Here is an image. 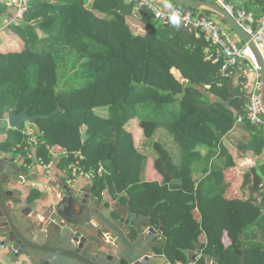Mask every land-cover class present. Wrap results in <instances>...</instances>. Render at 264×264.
I'll use <instances>...</instances> for the list:
<instances>
[{
	"label": "trees",
	"instance_id": "trees-1",
	"mask_svg": "<svg viewBox=\"0 0 264 264\" xmlns=\"http://www.w3.org/2000/svg\"><path fill=\"white\" fill-rule=\"evenodd\" d=\"M2 2L0 28L14 14ZM226 2L264 17V0ZM134 10L123 0H27L22 20L0 34V123L24 109L49 117L2 131L0 152L26 155L29 129L42 164L50 161L48 147L69 153L54 165L61 172L70 171L76 153L85 168L100 165L92 197L100 202L107 192L132 215L152 213L165 238L156 254L169 264H186L197 247L195 264H239L231 252L242 247L244 264H264V183L253 191L250 171L243 172L247 196L227 199L224 178L235 164L229 144L257 158L264 182V127L236 124L245 96L232 80L218 81L220 62L207 61L208 53L147 11L138 18L145 31L134 34Z\"/></svg>",
	"mask_w": 264,
	"mask_h": 264
},
{
	"label": "water",
	"instance_id": "water-1",
	"mask_svg": "<svg viewBox=\"0 0 264 264\" xmlns=\"http://www.w3.org/2000/svg\"><path fill=\"white\" fill-rule=\"evenodd\" d=\"M174 5L198 13H208L227 26L246 45L259 69L260 103L264 115V59L250 36L247 35L223 9L206 0H172ZM172 26L186 41L209 52L207 43L196 32L181 23ZM55 112H62L57 106ZM48 115L29 116L24 109L14 116L8 113L10 129L20 130L21 122L33 125ZM252 190L261 187L262 179L251 169ZM28 173L13 164V159L0 155V246L9 248L10 255L20 264H169L165 257L156 254L162 249L165 238L153 226L152 213L146 217L132 215L128 208L113 203L102 208L91 198V187L84 194L64 186L68 195L43 223L29 208L14 201V185L23 184ZM91 234H93V237ZM198 249L187 253L186 264H195ZM232 254L244 264L243 247ZM212 264H217L214 262Z\"/></svg>",
	"mask_w": 264,
	"mask_h": 264
},
{
	"label": "built area",
	"instance_id": "built-area-1",
	"mask_svg": "<svg viewBox=\"0 0 264 264\" xmlns=\"http://www.w3.org/2000/svg\"><path fill=\"white\" fill-rule=\"evenodd\" d=\"M127 4H134V15L140 16L142 11H147L153 21L162 25L181 23L185 27H190L196 32V36L203 39L209 48L206 60L211 63H221L219 79L232 80L233 84L244 93L245 105L243 114L236 118V124L247 122L249 125L256 128L264 127V118L260 103V80L259 69L255 63L252 53L249 48L241 43L239 38L234 35L231 30L216 19L208 18L200 13H194L191 10L179 9L173 6L169 11L163 12L159 10L148 0H123ZM215 5L223 9L230 15L237 25L250 36L251 40L256 45L262 58L264 59V17L255 19L254 16L242 9H236L226 0H210ZM6 3V2H2ZM14 9V14L11 23H17L22 20L23 13L26 10L27 0H8L6 3ZM6 23L0 29V34L9 25ZM248 72L251 73L248 74ZM217 81V82H218ZM28 136L31 146L36 145L33 139L32 130L24 132ZM29 150V149H28ZM50 161L47 164H42L41 159L33 158L28 155V159H33L49 170L62 157H68L69 153L66 150L53 151L47 147ZM74 163L70 166V171H63L65 182L71 185L77 180L83 179L91 187V184L102 178L103 169L100 165L97 167L85 168L83 162L84 156L81 153H76ZM258 163L254 156H240L235 160L233 171L235 174L250 171L256 168Z\"/></svg>",
	"mask_w": 264,
	"mask_h": 264
},
{
	"label": "crops",
	"instance_id": "crops-1",
	"mask_svg": "<svg viewBox=\"0 0 264 264\" xmlns=\"http://www.w3.org/2000/svg\"><path fill=\"white\" fill-rule=\"evenodd\" d=\"M148 1H150L153 5H155L159 10L163 12L169 11L174 6L172 0H148ZM139 17L140 16H136L133 14V17L129 18L128 20L130 28L134 34H142L145 31L143 25H141L138 22ZM248 74L251 75L250 72H248ZM173 75L176 78H179L180 76V74L177 71H173ZM7 116L3 120L4 122L0 123V143L3 142L5 139V135H3L1 132L10 129L7 124ZM132 137L135 144H138L140 142V141H135L133 133H132ZM228 146L230 147L231 150L230 153L234 157V161H235L239 153L231 145L228 144ZM202 151L205 152L204 150ZM235 151H237V155L235 154ZM35 152H36V147L31 146L28 152L26 153V155L24 156H20L13 150L12 151L3 150L0 152V155H2V157L4 158L6 157L7 159H13V164L15 166L22 168L24 171H26V173H28V176L25 177L23 180L24 181L23 184H16L13 186L17 193L14 201H19L21 207L29 208L33 213V215L37 216L41 222L46 223L47 225L46 219L48 218V216L52 213L55 207H57L60 203H62L68 196L63 189L64 186H67L70 189L77 191L78 194L82 195L89 188V185L83 179L77 180V182L74 184L67 185L65 182V177L63 175V172L59 171L57 167L52 166L49 170H47L44 169L42 165H40L38 162L34 161L33 159L32 160L28 159L27 157L28 155H31L34 158ZM223 162L224 161L222 160H214L212 163L214 165L222 167ZM232 174H235L233 168L226 170L224 172V178L228 184L225 197L227 199L245 198L247 196V191L245 190L242 191V183H243L242 173L235 174L236 176H233L231 178ZM148 178L151 180L155 178L152 171L149 172ZM263 183L264 182L262 181L261 186L263 185ZM34 192H38L39 196L35 198L36 200L30 202L29 198L35 195ZM113 203H118V202L114 199L112 200V198L108 196V193L104 192L99 204L103 205L105 208H108ZM193 219L196 222L199 221L200 215L198 211L193 212ZM153 226L156 228V230H159V224L157 221L155 220L153 221ZM91 235L92 236L90 237L94 236L93 234ZM199 242L200 243L205 242V237L202 236ZM213 261L214 260L210 258L206 259L207 264H212ZM0 264H20V263H17L16 260L11 257L9 248L0 246Z\"/></svg>",
	"mask_w": 264,
	"mask_h": 264
},
{
	"label": "rangeland",
	"instance_id": "rangeland-1",
	"mask_svg": "<svg viewBox=\"0 0 264 264\" xmlns=\"http://www.w3.org/2000/svg\"><path fill=\"white\" fill-rule=\"evenodd\" d=\"M210 1V0H209ZM234 34V33H233ZM235 35V34H234ZM132 133H133V136H134V138H135V141H141V134H140V131H139V129L137 128V127H133L132 128ZM239 153V152H238ZM235 154L237 155V151H235ZM240 156H243V154L242 153H239L238 154V157H240ZM233 176H236L235 174H232V176H231V178L233 177ZM238 178H239V176H238Z\"/></svg>",
	"mask_w": 264,
	"mask_h": 264
},
{
	"label": "flooded vegetation",
	"instance_id": "flooded-vegetation-1",
	"mask_svg": "<svg viewBox=\"0 0 264 264\" xmlns=\"http://www.w3.org/2000/svg\"><path fill=\"white\" fill-rule=\"evenodd\" d=\"M91 198L98 204V205H101V204H99L100 202H98V200H96L95 198H93L92 197V195H91ZM65 201V200H64ZM102 206V208H105L103 205H101ZM109 208V207H108Z\"/></svg>",
	"mask_w": 264,
	"mask_h": 264
}]
</instances>
